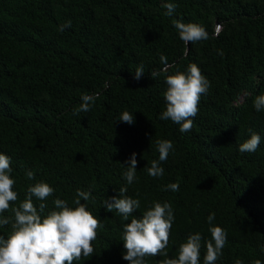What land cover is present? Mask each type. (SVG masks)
Returning <instances> with one entry per match:
<instances>
[{"label": "trees", "instance_id": "trees-1", "mask_svg": "<svg viewBox=\"0 0 264 264\" xmlns=\"http://www.w3.org/2000/svg\"><path fill=\"white\" fill-rule=\"evenodd\" d=\"M168 2L176 6L172 16L163 7ZM177 19L202 25L209 39L186 45L173 25ZM68 21L71 27L60 31ZM192 63L210 88L191 130L181 132L159 118L165 75ZM138 66L144 75L135 80ZM153 71L161 75L153 78ZM84 94L97 98L89 112L74 115ZM260 94L264 0H0V153L11 158L17 203L39 181L55 190L45 212L55 198L74 207L77 189L91 192L81 202L102 227L93 255L73 264H129L122 237L131 217L124 221L103 202L126 186L124 163L133 152L137 179L126 194L141 202L134 215L167 202L175 217L167 257H146V264L176 258L195 233L202 236L203 264L213 213L212 226L227 233L216 264H264V110L253 106ZM124 111L134 123L117 120ZM251 132L261 136L260 146L240 152ZM165 139L173 150L161 162L164 175L152 177L147 168L159 158L156 141ZM170 183L179 190H165ZM10 230L0 228V235Z\"/></svg>", "mask_w": 264, "mask_h": 264}, {"label": "clouds", "instance_id": "clouds-1", "mask_svg": "<svg viewBox=\"0 0 264 264\" xmlns=\"http://www.w3.org/2000/svg\"><path fill=\"white\" fill-rule=\"evenodd\" d=\"M163 7L167 9L166 14L172 16L176 6L168 2ZM173 25L186 45L209 39V33L202 25L184 23L179 19L174 20ZM65 26L71 27V22L61 25L59 30L64 31ZM216 34H219V28ZM160 61L165 65L162 71L167 73V57L161 55ZM143 75V66H138L134 70L133 79L140 80ZM159 75L161 73L156 71L150 73L153 78ZM165 84V110L159 118L179 125L181 132L190 131L193 118L199 112L200 98L207 94L210 82L199 67L192 63L186 71L177 70L166 74ZM96 98L95 95H82L79 106L73 110L74 115L89 112ZM253 106L257 112L264 110V94L254 98ZM117 120L127 124L134 123L133 114L128 111L122 112ZM260 143L261 136L251 132L249 138L239 145V151L254 153ZM156 146L159 158L151 162L147 173L152 177H162L164 169L161 162L168 159L173 143L166 139L157 140ZM124 165L127 166L123 173L126 186L121 187L117 195L103 202L108 212L116 210L124 221L131 217L130 222L123 224L122 240L126 250L123 259L129 261V264H146V257H167L166 249L175 219L173 209L167 202H155L140 217H136L134 213L140 209L141 202L126 194L127 185L133 184L137 179L138 161L135 152ZM12 171L11 158L0 153V228L10 225L11 229L7 237L0 235V264H73L74 261L92 256L96 251L93 242L102 225L100 219L88 210L87 204L81 202L92 199L91 192L77 189L74 207L64 199L55 198L52 201L54 208L45 212L54 188L44 181L33 183L27 187L25 198L17 203L19 194L15 190L16 180L11 175ZM26 176L29 180L35 179L32 171H28ZM165 190L176 192L179 190V183H170L165 186ZM34 198L40 201L38 206L34 203ZM7 212H11V215H4ZM214 216L213 213L207 217L211 239L206 241L203 264H216L227 241L226 231L220 226H212ZM201 241L200 233L189 235L186 242L179 245L177 257L166 258L161 264H200ZM236 264H242V261L237 260ZM254 264L261 262L256 260Z\"/></svg>", "mask_w": 264, "mask_h": 264}]
</instances>
